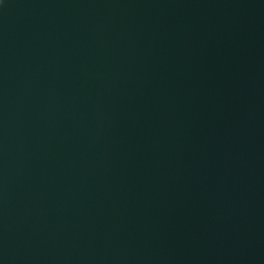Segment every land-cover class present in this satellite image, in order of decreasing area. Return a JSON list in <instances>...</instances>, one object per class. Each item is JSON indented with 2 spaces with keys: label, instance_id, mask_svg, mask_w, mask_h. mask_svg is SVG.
Segmentation results:
<instances>
[{
  "label": "water",
  "instance_id": "1",
  "mask_svg": "<svg viewBox=\"0 0 264 264\" xmlns=\"http://www.w3.org/2000/svg\"><path fill=\"white\" fill-rule=\"evenodd\" d=\"M0 264H264V0H3Z\"/></svg>",
  "mask_w": 264,
  "mask_h": 264
},
{
  "label": "clouds",
  "instance_id": "2",
  "mask_svg": "<svg viewBox=\"0 0 264 264\" xmlns=\"http://www.w3.org/2000/svg\"><path fill=\"white\" fill-rule=\"evenodd\" d=\"M3 3V0H0V4H2Z\"/></svg>",
  "mask_w": 264,
  "mask_h": 264
}]
</instances>
